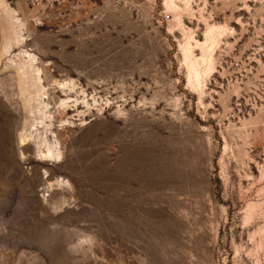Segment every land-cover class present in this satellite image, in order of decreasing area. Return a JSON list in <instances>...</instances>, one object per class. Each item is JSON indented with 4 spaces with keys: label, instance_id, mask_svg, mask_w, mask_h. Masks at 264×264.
Wrapping results in <instances>:
<instances>
[{
    "label": "rangeland",
    "instance_id": "rangeland-1",
    "mask_svg": "<svg viewBox=\"0 0 264 264\" xmlns=\"http://www.w3.org/2000/svg\"><path fill=\"white\" fill-rule=\"evenodd\" d=\"M0 264H264V0H0Z\"/></svg>",
    "mask_w": 264,
    "mask_h": 264
},
{
    "label": "bare ground",
    "instance_id": "bare-ground-1",
    "mask_svg": "<svg viewBox=\"0 0 264 264\" xmlns=\"http://www.w3.org/2000/svg\"><path fill=\"white\" fill-rule=\"evenodd\" d=\"M212 30H214V29H211V30L209 31V33H211ZM52 157H53V151H52L51 149H48V154L45 155V158H46V159H47V158L52 159Z\"/></svg>",
    "mask_w": 264,
    "mask_h": 264
}]
</instances>
